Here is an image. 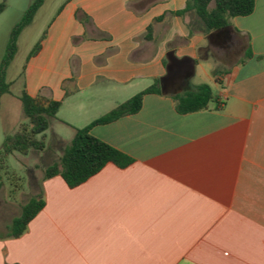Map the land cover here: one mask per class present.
Returning a JSON list of instances; mask_svg holds the SVG:
<instances>
[{
  "label": "crops",
  "instance_id": "0c3cea01",
  "mask_svg": "<svg viewBox=\"0 0 264 264\" xmlns=\"http://www.w3.org/2000/svg\"><path fill=\"white\" fill-rule=\"evenodd\" d=\"M190 1L50 9L15 97L62 102L45 150L61 155L76 128L154 83L161 92L91 129L133 162L72 188L45 180L44 208L22 236L0 239V264H264V0L210 32ZM204 75L209 107L179 113L173 96Z\"/></svg>",
  "mask_w": 264,
  "mask_h": 264
},
{
  "label": "trees",
  "instance_id": "16d2710c",
  "mask_svg": "<svg viewBox=\"0 0 264 264\" xmlns=\"http://www.w3.org/2000/svg\"><path fill=\"white\" fill-rule=\"evenodd\" d=\"M44 1L34 0L11 32L0 65V106L2 96L10 92L7 68L18 51L19 36L22 30L33 21ZM255 4V0H191L185 11L194 10L204 23L206 30L210 32L228 27L233 17L251 14L255 9ZM88 19L86 17V20ZM43 38L44 35L31 49L27 59L40 51ZM246 56H252L250 48ZM156 92L159 93L161 90L158 84L154 83L96 118L90 124L76 128L71 142L63 149L58 161L43 169V180L60 176L72 188L85 182L110 162L120 167L131 164L132 157L92 135L91 129L95 125L107 124L120 117L137 113L142 108L145 95ZM19 98L27 120L22 121L14 133L6 135L0 149V168L5 167L7 158L15 152L27 155L32 150L41 152L47 148L46 131L57 117L62 105L61 101L33 97L26 90H22ZM173 98L179 113H189L207 109L213 100V92L209 84L202 83L174 95ZM1 185L0 182V188ZM45 203L43 194L32 196L22 206L20 214L12 220L8 236L11 238L22 236L28 230L30 222L44 208Z\"/></svg>",
  "mask_w": 264,
  "mask_h": 264
},
{
  "label": "rangeland",
  "instance_id": "374dc122",
  "mask_svg": "<svg viewBox=\"0 0 264 264\" xmlns=\"http://www.w3.org/2000/svg\"><path fill=\"white\" fill-rule=\"evenodd\" d=\"M65 0H45L32 24L24 28L19 36V51L7 68V80L10 93L1 98L0 106V149L6 135L16 131L27 118L22 102L15 98L23 87L24 64L27 52L33 47L40 29L44 26L51 8H59ZM34 0H0V65L15 25L22 19L24 12ZM194 83L202 82L214 86L206 76H198ZM60 151L47 149L44 152L31 151L27 155L15 152L7 158L4 168H0V239H12L8 236L12 220L21 212L22 206L39 193L45 197L43 169L58 161Z\"/></svg>",
  "mask_w": 264,
  "mask_h": 264
}]
</instances>
